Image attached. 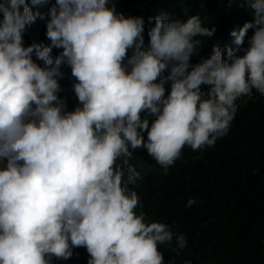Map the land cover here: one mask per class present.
I'll return each instance as SVG.
<instances>
[{
    "label": "clouds",
    "instance_id": "obj_1",
    "mask_svg": "<svg viewBox=\"0 0 264 264\" xmlns=\"http://www.w3.org/2000/svg\"><path fill=\"white\" fill-rule=\"evenodd\" d=\"M244 3L253 19L231 32L238 47L224 58L214 46L193 65L195 37L215 31L198 15L149 17L155 24L145 47L142 17L126 18L109 0H55L50 44L25 47L23 34L41 13L28 0H0V264H53L79 247L88 264H165L158 245L174 237L180 255L183 234L136 212L143 204L129 186L140 173L129 160L146 149L167 174L185 146L204 150L228 133L238 98L264 95V0ZM53 48L63 49L55 62ZM64 64L82 105L71 112L57 95ZM196 203L190 198L185 207Z\"/></svg>",
    "mask_w": 264,
    "mask_h": 264
},
{
    "label": "trees",
    "instance_id": "obj_2",
    "mask_svg": "<svg viewBox=\"0 0 264 264\" xmlns=\"http://www.w3.org/2000/svg\"><path fill=\"white\" fill-rule=\"evenodd\" d=\"M28 3L41 16L23 34L24 46H47L50 40L46 37V21L55 0L37 6L31 0ZM113 3L126 18L144 19L145 47L150 41L148 31L155 24L154 19L149 24V17L165 14L169 19L183 21L198 15L204 27L215 31L211 37H195L201 43L191 57L193 65L209 59L214 46H219L226 58L228 47H238L231 32L253 19L244 0H109L108 6ZM252 35L253 30L249 29L242 47H248ZM59 50L63 51L52 49L53 62ZM127 55H132V49ZM238 55L243 56L244 52ZM32 58L44 66L43 61L34 55ZM61 71L63 77L58 82L62 90L57 95L66 101L64 110L71 112L82 107L73 88L78 81L67 64L62 65ZM164 75H168L167 70ZM201 88L208 90L206 85ZM165 89L167 97L170 82ZM236 104L228 133L204 150L193 151L185 146L181 158L168 168L167 174L146 149L133 150L129 164L140 173V179L129 187L138 193L143 204L136 212L146 213V222L168 224L174 233L187 239V247L180 250V255L173 251L175 237L171 244L158 245L165 264H184L186 260L191 264H264V95L253 90L251 96L238 98ZM141 117L150 124L154 119L146 112ZM5 166L6 160L0 162V170ZM190 198L197 203L187 208ZM89 258L86 248L79 247L73 249L70 259L53 258V264H88Z\"/></svg>",
    "mask_w": 264,
    "mask_h": 264
}]
</instances>
